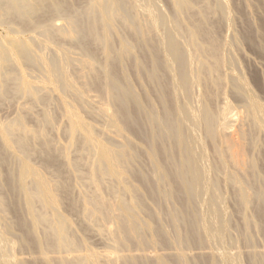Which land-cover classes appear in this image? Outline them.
Listing matches in <instances>:
<instances>
[{"label": "bare ground", "instance_id": "6f19581e", "mask_svg": "<svg viewBox=\"0 0 264 264\" xmlns=\"http://www.w3.org/2000/svg\"><path fill=\"white\" fill-rule=\"evenodd\" d=\"M166 1L0 0V100L29 101L0 118V264H244L227 241L264 236V106L232 54L264 56V26L225 39L227 0Z\"/></svg>", "mask_w": 264, "mask_h": 264}, {"label": "rangeland", "instance_id": "374dc122", "mask_svg": "<svg viewBox=\"0 0 264 264\" xmlns=\"http://www.w3.org/2000/svg\"><path fill=\"white\" fill-rule=\"evenodd\" d=\"M247 1V3H249V8H250V10H252L253 11V13H252V11L251 12H249V10H246V11H244V10H238L237 9V5L239 6H242L243 5V3H245ZM227 0V2H228V5L230 6V9H231V11H232V15H233V22L231 23V24H229L228 25V27H226V26H224L221 30H220V36L222 37V38H225V39H227V36H228V38H230L229 36H230V34L232 33V32H234L235 33V31H236V33L235 34H238L237 36H239V34H240V36L241 35H243V32H244V29H245V27H244V25H245V21L248 19V14H250L251 13V15L249 16V19H251V17H253L251 20H254L253 21V23L254 24H256L255 22L257 21V26L259 25V24H261V25H263L264 26V2H262V1H257V0H254V3H256V5L253 3V0L251 1V0ZM256 1V2H255ZM157 2L159 3V5L164 9V10H168L169 8H168V4H167V1L166 0H157ZM243 2V3H242ZM257 2H259V3H257ZM250 3H252V4H250ZM261 3V4H260ZM255 6V7H254ZM251 7H252V9H251ZM260 8V9H258V8ZM257 9V10H256ZM233 11H234V13H233ZM242 11H243V13H242ZM259 11V12H258ZM261 11V12H260ZM237 12V13H236ZM236 14V15H235ZM263 16H262V15ZM246 15V16H245ZM256 15V16H255ZM260 16H262V17H260ZM246 20H245V19ZM261 20V21H260ZM244 23H242V22ZM258 21H260V22H258ZM56 22H60L61 23V20H58V21H56ZM259 23V24H258ZM236 26H235V25ZM234 25V26H233ZM237 27V28H236ZM242 27H244L243 29H242ZM234 28V29H233ZM0 30H1V27H0ZM229 30V31H228ZM233 30V31H232ZM263 30H264V27H263ZM232 31V32H231ZM229 32H231V33H229ZM239 32V33H238ZM226 34V35H225ZM240 48L241 49H239V50H236V49H232L233 50V53H232V50L231 51H229L228 52V50L226 51V54H228V53H232L233 55H234V57L236 56V59L237 58H240V59H238V61L237 62H239V63H241V64H239V66L237 67V68H235V70H241L242 71V73L244 72V75H245V78H246V81H247V83H248V85H249V88L254 92V94L256 95V97H257V99L259 100V102L264 106V56L261 54V53H259L256 49H254V48H252V47H250L247 43H245V42H243L241 45H240ZM243 49V50H242ZM234 50H236L235 52H234ZM228 52V53H227ZM237 53V54H236ZM239 53V54H238ZM240 53H241V55H240ZM231 54V55H232ZM257 73V74H256ZM256 77V78H255ZM258 80V81H257ZM255 81H257V82H255ZM91 95L92 96H94L95 95V93L94 92H91ZM225 97H226V101H228L230 104H231V106L236 110V111H241V106H240V103L237 101V99L236 98H234L231 94H229V93H227L226 95H225ZM11 98V99H10ZM10 99V100H9ZM23 99V100H22ZM21 99V97H9V98H7V99H5V100H0V118H8V117H11L15 112V110H16V108L18 109V107H16L17 105L18 106H24V105H28V99L26 98H22ZM11 101V102H10ZM220 101V100H219ZM218 101V106H220V105H222V103H221V101L219 102ZM19 102V103H18ZM21 104V105H20ZM24 104V105H23ZM21 106V107H22ZM35 108V107H34ZM34 111H36V113H38L39 112V107L37 108H35L34 109ZM56 119L57 120H60V115L57 113L56 114ZM31 120V119H30ZM29 120V124L32 126L33 125V120H31L30 121ZM60 137L62 136V134L61 135H59ZM58 136V139L56 138V140H58V141H60V142H62V143H64V139H65V136L63 135L62 137V139L60 138ZM60 138V139H59ZM262 139V140H261ZM261 143H262V145H261ZM262 146V147H261ZM262 153V154H261ZM248 154H250V151L248 152ZM258 154V155H257ZM256 155H257V159H258V163H259V165H260V168H261V170H262V176H263V178H264V138H262V136L260 137V146H259V152L257 153ZM33 161H35L36 163L38 162V160L37 159H35V160H33ZM222 190V192H220ZM225 192V190H224V188H220L219 190H216V194L218 193V195L221 197V194H222V196L223 197H225V198H223V200L220 202V203H222V207H221V204H220V207L222 208V209H224L223 211L225 212H227V213H225V214H227V215H231L230 216V218H231V232H230V237L229 238H233V239H236L237 238V235H238V230H239V228L237 229V231H236V228L237 227H240V226H238V225H240L241 224V215H240V213H238L239 211H238V208H237V206H236V203H235V201H234V199H233V196H232V192H231V189H226V192ZM224 194H225V196H224ZM234 201V202H233ZM204 208V207H203ZM205 209V208H204ZM64 210V212L66 213V211H67V215H69L75 222H76V224L78 225V223H77V221H78V219H77V216L76 215H74L73 213H69V211L68 210H66L65 208L63 209ZM204 211V210H203ZM247 212V214L249 215V214H251V215H253L254 214V206H252V207H250L249 209H248V211H246ZM231 213V214H230ZM14 214L12 213V212H10V213H8V217L9 218H12V219H14V216H13ZM256 218V217H255ZM258 220V219H257ZM236 222L238 223L237 225H236ZM260 222V221H259ZM234 226H235V228H234ZM232 230H233V232H232ZM235 231V232H234ZM255 230H251L250 232H252L251 234L253 235V242H251V243H249V244H247V243H243V241L242 240H238L237 241V244H231V242L230 241H227V242H229V244H228V246H227V243L224 245L227 249H231V251H237V249H238V251L241 253L242 252V254H241V262L242 263H244V264H249L248 263V258H247V255H246V253H245V251H247V247H249V249H248V251L249 250H254V251H264V236L262 235V233L260 232V234H259V232L258 233H256V232H254ZM89 235V236H88ZM251 235V236H252ZM234 236H236V237H234ZM89 239H88V238ZM263 237V238H262ZM85 238H86V240H88L89 242V244H90V246H92V248L94 247V249L96 248L97 250H103V248L105 249V244L103 243V242H101L100 240H98L96 237H94L91 233H87V234H85ZM95 238V239H94ZM5 241H6V243H16L17 242V239H16V237H14V236H6V239H5ZM94 243V244H93ZM231 244V245H230ZM240 244V245H239ZM16 245V248H15V254H17V256H23L24 257V255H25V257H27L29 254H28V252L25 250H21V249H19V247H18V245H17V243L15 244ZM232 245H234V246H232ZM238 247H237V246ZM247 247H246V246ZM231 247V248H230ZM237 247V249H235ZM247 249H246V248ZM164 248V249H163ZM163 248L161 247V249H159V251L160 252H164V253H166L168 250H170V249H168V247H165V246H163ZM95 249V250H96ZM244 251V252H243ZM27 255V256H26ZM259 258H262V257H259ZM263 259V260H262ZM262 259H260V260H262L263 262H264V257L262 258ZM246 260V261H245ZM261 261V262H262ZM262 264V263H261ZM264 264V263H263Z\"/></svg>", "mask_w": 264, "mask_h": 264}]
</instances>
